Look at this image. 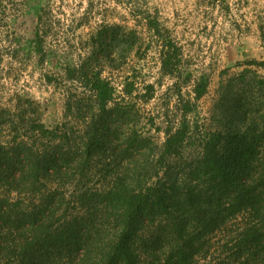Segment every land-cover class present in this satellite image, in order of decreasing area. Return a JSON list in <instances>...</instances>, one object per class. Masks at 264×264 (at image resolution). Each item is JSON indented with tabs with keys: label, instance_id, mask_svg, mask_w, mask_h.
Masks as SVG:
<instances>
[{
	"label": "trees",
	"instance_id": "obj_1",
	"mask_svg": "<svg viewBox=\"0 0 264 264\" xmlns=\"http://www.w3.org/2000/svg\"><path fill=\"white\" fill-rule=\"evenodd\" d=\"M219 1L198 3L213 9ZM262 13L235 25L248 33L255 23L264 38ZM142 19L161 74L174 79L172 110L144 119L136 101L153 98L154 83L140 90L126 77L118 93L102 75L141 48L139 36L117 24L65 66L82 90H63L64 122L47 128L27 99L16 112L0 111V264H264V57L221 70L204 121L199 100L209 75L192 78L157 13ZM30 49L46 57L38 29ZM147 125L162 132L160 142Z\"/></svg>",
	"mask_w": 264,
	"mask_h": 264
},
{
	"label": "rangeland",
	"instance_id": "obj_2",
	"mask_svg": "<svg viewBox=\"0 0 264 264\" xmlns=\"http://www.w3.org/2000/svg\"><path fill=\"white\" fill-rule=\"evenodd\" d=\"M198 2L0 0V111L16 112L19 100L27 99L39 106L41 121L47 128L64 122L63 90L71 93L82 90L78 83L67 80L65 66L85 56L87 42L96 38L101 28L116 30L117 24L134 31L139 36L141 44L138 42L137 45L141 48L129 55L121 68L106 67L102 75L117 87L118 93L126 77L134 78L140 90L143 85L154 83V97L148 102L136 101V108L144 119L149 114L157 116L172 110L177 99L172 90L174 79L161 74L155 38L142 19L143 13L149 10L157 13L160 22L170 29L172 37L181 46L183 56L190 64L192 78L200 72L209 75L208 92L199 100V118L205 121L216 97L221 70L227 68L229 72H236L240 70L238 63L264 57V38L259 36L255 24L256 15H263L264 0H224L213 9ZM226 6L229 12L223 14L220 10ZM254 20L248 33L240 32L235 25ZM35 29L44 39L46 57L43 61L34 50H27ZM118 40H111L112 48H117ZM112 48L109 50L114 56L115 48ZM47 75L61 78L58 87L47 83ZM191 86L192 82H189L183 91L188 93ZM167 104L169 109H166ZM214 124L212 119L208 121L209 127ZM143 130L159 142L162 140V132H155L148 125Z\"/></svg>",
	"mask_w": 264,
	"mask_h": 264
}]
</instances>
